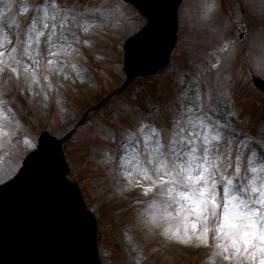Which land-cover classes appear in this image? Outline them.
<instances>
[{"label": "rangeland", "instance_id": "rangeland-1", "mask_svg": "<svg viewBox=\"0 0 264 264\" xmlns=\"http://www.w3.org/2000/svg\"><path fill=\"white\" fill-rule=\"evenodd\" d=\"M205 2L182 0L178 41L171 62L155 75L133 78L127 87L121 40L138 32L147 20L124 0H72L69 5H75L73 11L81 17L80 27L75 22L66 23L56 31L66 32L69 41L71 32H76L79 43H73L72 48L77 51L73 53L66 47L60 51L67 53L77 70H82V76L68 68L67 79L62 73L50 74L51 88L42 81L43 88L34 85L30 89L23 76L16 79L11 73H0V100L9 102L6 111L14 121L3 130L14 135L0 138V183L16 174L26 155L37 147L42 129L59 138L68 136L64 141L68 177L79 183L84 201L97 215V242L103 264H223L219 257L209 255L214 253L212 247L197 246L195 239L184 243L162 234L171 228L183 235L185 224L178 206L169 209L172 216L161 221L163 228L152 226L145 195L149 185H137L138 177H133L131 183L125 181L109 160L111 153V161H115L122 140L118 115L131 110L137 118L163 116L155 109L178 98L194 79H219L228 85L219 91L227 97L228 110L238 113L232 123L245 141L258 140L257 133H264V121L258 123L259 117L264 120V94L252 83L253 75L264 78V65L256 60L264 53V0H218L222 9L210 19L203 18ZM100 4L109 6L103 20L90 21L94 12L91 5ZM31 15L30 4L29 13L20 10L15 15L17 31L27 30ZM85 23H95V27L84 32ZM242 32L244 37L240 38ZM225 45L228 50L219 52ZM208 60L219 63L218 72L213 69L208 73ZM40 61V75H49L44 71L43 57ZM260 110L262 116H258ZM211 118L223 123L226 117L222 113L219 119ZM25 138L35 147L29 146ZM125 146L131 159L135 145ZM247 154L251 157L250 152ZM246 168L242 158V171ZM247 174L251 176L250 171Z\"/></svg>", "mask_w": 264, "mask_h": 264}, {"label": "snow or ice", "instance_id": "snow-or-ice-1", "mask_svg": "<svg viewBox=\"0 0 264 264\" xmlns=\"http://www.w3.org/2000/svg\"><path fill=\"white\" fill-rule=\"evenodd\" d=\"M29 4L34 15L29 17L27 30L19 32L15 15L20 10L29 13ZM70 4L72 0H0V73H11L16 79L23 76L30 89L34 85L43 88L42 81L51 88L50 74L62 73L67 79L68 68L82 76V70H77L67 53L60 51L65 47L77 51L72 48L73 43H79L76 32L69 29V41L66 32L56 31L66 23L75 22L80 27L81 17L75 16V5ZM80 6L83 8V4ZM91 7L94 12L89 20L96 21L103 20L109 6ZM219 9L222 4L218 0H206L203 18H214ZM94 27L95 23H85L83 31ZM41 57L49 75H40ZM256 60L264 65V53ZM213 69L218 72L219 63L208 60V73ZM227 86L219 79H194L178 98L155 109L163 116L137 118L131 110L118 115L122 140L115 161H111V153L109 160L125 181L131 183L133 177H138L137 185H149L145 195L152 226L163 228L161 221L172 216L169 209L178 206L185 224L183 235L171 228L164 229L163 235L184 243L195 239L197 246L212 247L214 253L209 255L219 257L223 264H264V133H257L259 139L254 141H245L237 133L232 121L238 119V113L228 110L227 97L219 91ZM8 103L0 100V138L14 135L3 131L14 123L6 111ZM222 113L226 117L223 123L211 118L219 119ZM25 142L35 147L27 138ZM126 143L135 145L131 159ZM242 158L247 165L243 171Z\"/></svg>", "mask_w": 264, "mask_h": 264}, {"label": "water", "instance_id": "water-1", "mask_svg": "<svg viewBox=\"0 0 264 264\" xmlns=\"http://www.w3.org/2000/svg\"><path fill=\"white\" fill-rule=\"evenodd\" d=\"M128 1L148 20L126 45L132 79L170 61L182 0ZM253 80L264 91V80ZM67 171L62 141L44 132L19 175L0 185V264H101L95 216Z\"/></svg>", "mask_w": 264, "mask_h": 264}]
</instances>
